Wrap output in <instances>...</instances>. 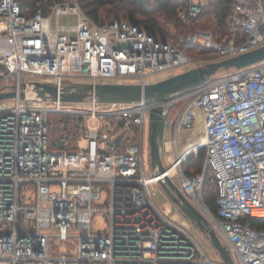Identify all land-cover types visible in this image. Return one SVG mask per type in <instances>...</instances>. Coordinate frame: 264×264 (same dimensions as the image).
Returning <instances> with one entry per match:
<instances>
[{"label": "built area", "instance_id": "1", "mask_svg": "<svg viewBox=\"0 0 264 264\" xmlns=\"http://www.w3.org/2000/svg\"><path fill=\"white\" fill-rule=\"evenodd\" d=\"M208 3L190 0L182 18ZM223 23L224 33L179 35V43L213 51L190 55L129 21L96 23L76 0L31 15L19 0H0V91L15 92L0 101V264H215L153 202L159 180L177 174L182 194L225 238L230 264H264V229L251 222L264 220V60L172 101L20 97L24 82L147 84L254 49L264 44V0H231ZM167 103V166L154 176L152 165L144 169V140L150 110ZM200 148L202 171L185 175L182 162ZM207 167L216 213L201 201ZM98 213L104 226L93 224Z\"/></svg>", "mask_w": 264, "mask_h": 264}, {"label": "water", "instance_id": "2", "mask_svg": "<svg viewBox=\"0 0 264 264\" xmlns=\"http://www.w3.org/2000/svg\"><path fill=\"white\" fill-rule=\"evenodd\" d=\"M264 60V44L246 52L221 60H213L203 65L186 69L159 80L140 84L128 83H71L58 87L50 82H24L20 97L23 99L52 100L57 97L62 101L101 103H130L144 100L146 102L172 101L182 97L188 91L202 86L206 80L220 70L240 68ZM15 96L14 91H0V101ZM171 107L170 103L154 107L149 113V155L154 176L164 173L163 145L165 117ZM118 140H116V143ZM159 184L168 197L188 216V218L209 237L211 244L218 251L223 264H230L231 257L226 245L221 242L216 231L208 225L203 215L193 207L182 194L179 187L165 176Z\"/></svg>", "mask_w": 264, "mask_h": 264}, {"label": "trees", "instance_id": "3", "mask_svg": "<svg viewBox=\"0 0 264 264\" xmlns=\"http://www.w3.org/2000/svg\"><path fill=\"white\" fill-rule=\"evenodd\" d=\"M60 0H19L22 11L26 15H31L37 7L44 10L53 2ZM82 10L96 23H104L112 19L126 20L141 27L146 28L150 33L163 41H169L180 45L182 50L190 55L212 54L213 51L188 43H179L178 37L165 29L167 21H172L177 30L182 31L180 35H186L197 28H211L225 32L224 17L230 7L231 0H214L215 10H208L206 7L197 16H188L181 20L177 14L178 5L187 6L188 0H76ZM153 4V5H151ZM209 4V3H208ZM216 4V5H215ZM162 10L164 13V23H161L155 13ZM212 14V15H211ZM200 24L202 26L189 29L190 25ZM179 36V35H178ZM197 50V52H194ZM53 117L52 115L50 118ZM54 134V131L50 132ZM196 160L192 156H187L182 162V169L185 175L191 176L202 171L204 165L205 149L197 151ZM204 202L212 213L217 209V187L212 181V169L206 168L205 178L202 187ZM251 222L257 229H264V220L252 218Z\"/></svg>", "mask_w": 264, "mask_h": 264}, {"label": "rangeland", "instance_id": "4", "mask_svg": "<svg viewBox=\"0 0 264 264\" xmlns=\"http://www.w3.org/2000/svg\"><path fill=\"white\" fill-rule=\"evenodd\" d=\"M196 1V0H195ZM209 2L208 4V7L210 6L211 2H214V0H207ZM190 0H188V4H189ZM153 5V4H151ZM216 5V4H215ZM187 8H188V5L187 6H182L181 5H178L176 7V10H177V14L179 16V18L181 20H184L186 18H182L181 14L182 12L183 13H186L187 11ZM215 6L214 4H212L208 10H215ZM155 15L158 17V19L160 20L161 23H164L165 19H164V13L162 12V10H159L155 13ZM212 15V14H211ZM167 25H165V29H167L170 34H174V36L178 37V35L181 34L182 31H185V30H188V29H185V30H177L175 28V25L172 23V21H167L166 23ZM202 25L200 24H194V25H190L189 26V29H192V28H195V27H200ZM207 29H211V28H207ZM194 52H197V50H195ZM198 55V54H196ZM206 55H209V54H206ZM232 69V68H230ZM224 70H220L218 71L214 76H218L219 74L223 73ZM160 77L164 78V75H161ZM159 79V78H158ZM156 78V80H158ZM161 79V78H160ZM180 106V104H179ZM51 119H53V117H51ZM168 129H164V140H168L169 138V135H168ZM85 145V142L84 141H81V142H78V146L79 147H83ZM199 149H197L198 151ZM197 151L192 153L191 156H192V160H196V157H197ZM168 154L167 153H163V163H165V165L167 166V162H166V156ZM143 165H144V169L146 172H149V167H151V159H150V155H149V145H148V142H147V137L145 135V140H144V149H143ZM172 182L177 185L178 187L180 186V183H181V176L180 175H175L174 177L171 178ZM25 196H29L31 195L33 192H32V189L31 188H25L23 191H22ZM203 193L202 192V196H201V201L204 203V205L206 204L204 202V197H203ZM152 199H153V202L155 203V205L157 207H161V205H163V208L165 210V212H169L170 213V209H171V212H172V215L175 217V219L180 222L183 226H185L187 228V233L196 241L197 243V246L199 248V250L201 252H203L208 259L214 261L215 264H221L223 262L222 258L220 257L218 251L213 247V245L211 244V241L208 237L205 236L204 232L201 231L189 218L188 216L168 197V195L166 194V192L163 190V188L161 187L160 184L157 185L156 187V191L155 193L152 195ZM189 201V203L195 207L201 214L202 212L198 209L199 207L194 203L191 202L190 199H187ZM198 208H197V207ZM172 207V208H171ZM209 210V208H208ZM210 211V210H209ZM203 215V214H202ZM204 217V216H203ZM205 218V217H204ZM206 219V218H205ZM93 224L94 225H97V226H104L105 225V215L103 213H98L96 216H94L93 218ZM219 235V234H218ZM220 239H221V242L225 245L226 241H225V238L223 236H220ZM65 247V243H59L58 244V248H63Z\"/></svg>", "mask_w": 264, "mask_h": 264}, {"label": "bare ground", "instance_id": "5", "mask_svg": "<svg viewBox=\"0 0 264 264\" xmlns=\"http://www.w3.org/2000/svg\"><path fill=\"white\" fill-rule=\"evenodd\" d=\"M166 213L169 214V215L172 214L171 209H170V213H169V212H166ZM173 217H174V216H173Z\"/></svg>", "mask_w": 264, "mask_h": 264}, {"label": "flooded vegetation", "instance_id": "6", "mask_svg": "<svg viewBox=\"0 0 264 264\" xmlns=\"http://www.w3.org/2000/svg\"><path fill=\"white\" fill-rule=\"evenodd\" d=\"M204 232V231H203ZM205 234V233H204ZM206 237H208L206 234H205ZM209 238V237H208Z\"/></svg>", "mask_w": 264, "mask_h": 264}, {"label": "crops", "instance_id": "7", "mask_svg": "<svg viewBox=\"0 0 264 264\" xmlns=\"http://www.w3.org/2000/svg\"><path fill=\"white\" fill-rule=\"evenodd\" d=\"M195 1V0H194ZM197 1V0H196Z\"/></svg>", "mask_w": 264, "mask_h": 264}]
</instances>
